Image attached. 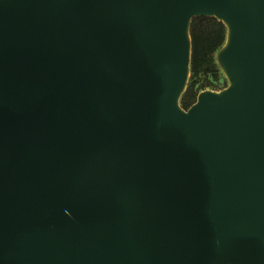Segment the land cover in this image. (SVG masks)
I'll return each instance as SVG.
<instances>
[{"label":"water","instance_id":"water-1","mask_svg":"<svg viewBox=\"0 0 264 264\" xmlns=\"http://www.w3.org/2000/svg\"><path fill=\"white\" fill-rule=\"evenodd\" d=\"M0 264H264V0H0Z\"/></svg>","mask_w":264,"mask_h":264},{"label":"trees","instance_id":"trees-1","mask_svg":"<svg viewBox=\"0 0 264 264\" xmlns=\"http://www.w3.org/2000/svg\"><path fill=\"white\" fill-rule=\"evenodd\" d=\"M226 33V26L215 17L202 16L193 19L191 25L192 75L189 86L181 98L183 107L188 108L190 103L196 101L202 89L213 85L209 79L210 76L215 75L217 80L219 79L217 73L221 69L216 62V54L225 42Z\"/></svg>","mask_w":264,"mask_h":264},{"label":"rangeland","instance_id":"rangeland-1","mask_svg":"<svg viewBox=\"0 0 264 264\" xmlns=\"http://www.w3.org/2000/svg\"><path fill=\"white\" fill-rule=\"evenodd\" d=\"M191 75H192V72L190 73V77H189V81H188V85H187V87L189 86V83H190V79H191ZM217 77H219V79L217 80V78H216V76L215 75H213V76H210L209 77V79H210V81L213 83V85H210V86H208V87H206L205 89H207V88H210V89H214V90H220V89H222V88H224V87H226L227 85V80H226V77L224 76V74H223V72L220 70L218 73H217ZM226 82V83H225ZM226 85V86H225ZM187 90V89H186ZM202 90H204V89H202ZM201 90V91H202ZM199 94V93H198ZM198 96V95H197ZM196 99H197V97H196ZM191 105L193 104V103H190ZM190 105V106H191ZM185 108V107H184Z\"/></svg>","mask_w":264,"mask_h":264}]
</instances>
